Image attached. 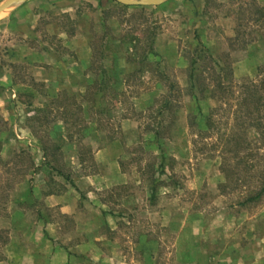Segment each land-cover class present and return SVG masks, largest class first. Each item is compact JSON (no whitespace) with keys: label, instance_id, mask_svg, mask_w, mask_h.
Returning <instances> with one entry per match:
<instances>
[{"label":"rangeland","instance_id":"obj_1","mask_svg":"<svg viewBox=\"0 0 264 264\" xmlns=\"http://www.w3.org/2000/svg\"><path fill=\"white\" fill-rule=\"evenodd\" d=\"M257 5L25 0L0 13V264H264V194L243 202L264 140L236 125L239 84L264 69ZM192 73L205 79L190 90ZM170 83L181 101L159 112ZM40 140L59 145L55 163Z\"/></svg>","mask_w":264,"mask_h":264},{"label":"trees","instance_id":"obj_2","mask_svg":"<svg viewBox=\"0 0 264 264\" xmlns=\"http://www.w3.org/2000/svg\"><path fill=\"white\" fill-rule=\"evenodd\" d=\"M256 12L259 14V16L257 17V21H258L259 19L264 17V5H261V6L257 5ZM99 23L101 25H103V27H105L103 21L100 20ZM110 39L114 40L116 38L111 37ZM106 42H107L106 38H101L100 42H99L100 43L99 47H105ZM91 46H92V49H94L93 43ZM149 48L150 49L152 48V41L149 44ZM208 58L212 59L210 56H208ZM200 77H202V76H200ZM200 77L195 76V74H193V73L190 74V78L192 80L190 87H189L190 90L195 85L197 78H200ZM202 78L205 79L204 77H202ZM216 79L218 82L216 84V87L220 88V86L222 84L220 74H217L215 81H216ZM201 84H202V82H201ZM239 86L242 88V92H240L241 97L237 100V107H238L237 111L239 112L238 117L241 118V120H240L241 122L236 121V125L242 126L243 130L247 129L248 127H254L255 130L259 134L258 139L260 141H263L264 140V69H262V70L260 69V71H258L257 79H251V80L244 81V82L240 83ZM203 89L204 88L202 87V90ZM94 93L95 92H92L91 89H88V90H86L84 97L89 99L91 96V98H92V96H94ZM63 95H64V92H63ZM161 97H162V103H161V107L159 109V112L162 110L163 113L172 112L173 108L177 107L179 105L178 103L181 101L179 88L175 87L174 83H170L168 85L166 93L161 95ZM76 108H78V110L81 111L82 110L81 104H78L76 106ZM162 127H163L162 122H159L157 124V126L155 128V132L153 134L155 140H157L159 138V136H160L159 134H160V131L162 130ZM40 141H41L42 156H43L45 162H50V164L55 163V161H57L55 153L57 152L59 145L53 142V144H51L50 146H47L44 141H42V140H40ZM261 143H262L261 145H264V142H261ZM22 153L23 152H21V154ZM48 157H49V160H46ZM53 168L55 171H57L59 174H61V170L59 169V167L53 166ZM158 168L161 169V164L158 165ZM226 171H227V168H225V164H224V167L222 166V172L224 173L225 178L228 176V173ZM257 172H258V174H257L258 185L256 188L251 189L250 192H248L245 195L243 202H246V201L248 202V201L258 199L259 197H261L264 194V165ZM153 181H154V184H153V187H154L155 186V180H153ZM220 187L223 188L224 185L221 183Z\"/></svg>","mask_w":264,"mask_h":264},{"label":"water","instance_id":"obj_3","mask_svg":"<svg viewBox=\"0 0 264 264\" xmlns=\"http://www.w3.org/2000/svg\"><path fill=\"white\" fill-rule=\"evenodd\" d=\"M25 0H5L2 4H0V13L3 12L5 9L10 7L11 5L21 2ZM120 4L128 5V6H135V5H158L165 0H114Z\"/></svg>","mask_w":264,"mask_h":264}]
</instances>
